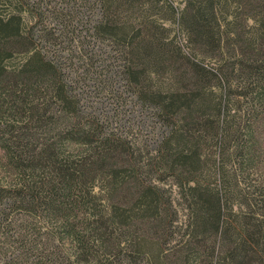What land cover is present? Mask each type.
<instances>
[{"label": "trees", "instance_id": "16d2710c", "mask_svg": "<svg viewBox=\"0 0 264 264\" xmlns=\"http://www.w3.org/2000/svg\"><path fill=\"white\" fill-rule=\"evenodd\" d=\"M0 264H264V0H0Z\"/></svg>", "mask_w": 264, "mask_h": 264}, {"label": "rangeland", "instance_id": "374dc122", "mask_svg": "<svg viewBox=\"0 0 264 264\" xmlns=\"http://www.w3.org/2000/svg\"><path fill=\"white\" fill-rule=\"evenodd\" d=\"M54 26H55V29H57V24L55 22H51V27H54ZM172 27H173V31H177V25H176V23L173 24ZM53 30H54V28H53ZM181 41H184V40L181 39ZM140 123L141 122L136 121V124L134 125V127H136V128L139 127V129H142L143 127H146L145 125H142Z\"/></svg>", "mask_w": 264, "mask_h": 264}]
</instances>
